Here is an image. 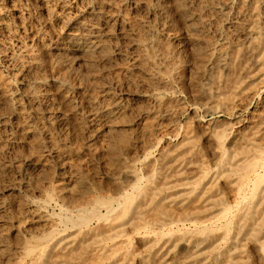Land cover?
Here are the masks:
<instances>
[{"label":"bare ground","instance_id":"1","mask_svg":"<svg viewBox=\"0 0 264 264\" xmlns=\"http://www.w3.org/2000/svg\"><path fill=\"white\" fill-rule=\"evenodd\" d=\"M0 264H264V0H0Z\"/></svg>","mask_w":264,"mask_h":264},{"label":"rangeland","instance_id":"2","mask_svg":"<svg viewBox=\"0 0 264 264\" xmlns=\"http://www.w3.org/2000/svg\"><path fill=\"white\" fill-rule=\"evenodd\" d=\"M213 115H215V116H217V117H215V116H213ZM226 116L225 115H223V114H219V113H216V114H205L204 113V122H207V120H210L211 118H216V119H219V120H221V119H224ZM221 118V119H220ZM206 120V121H205ZM205 149V148H204ZM206 150V149H205ZM209 158V157H208Z\"/></svg>","mask_w":264,"mask_h":264}]
</instances>
